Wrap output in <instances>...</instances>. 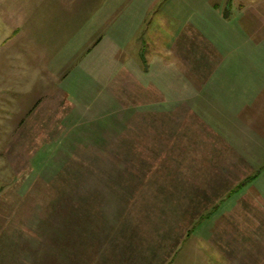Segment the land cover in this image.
<instances>
[{
	"label": "rangeland",
	"instance_id": "1",
	"mask_svg": "<svg viewBox=\"0 0 264 264\" xmlns=\"http://www.w3.org/2000/svg\"><path fill=\"white\" fill-rule=\"evenodd\" d=\"M227 2L0 0V264H264V0Z\"/></svg>",
	"mask_w": 264,
	"mask_h": 264
},
{
	"label": "crops",
	"instance_id": "2",
	"mask_svg": "<svg viewBox=\"0 0 264 264\" xmlns=\"http://www.w3.org/2000/svg\"><path fill=\"white\" fill-rule=\"evenodd\" d=\"M120 1H122V3L126 6V8L134 7L133 10H131V11L127 10L125 12L120 13V15L125 16L124 14H128V13L130 15H127V17H130L132 15H134V16L136 15L137 18L134 19L133 21H137V22H141V21L146 22L148 20V17H150L152 14V7L158 5V0H120ZM225 1H228L227 4L230 5V4H232L233 0H225ZM126 8H125V10H126ZM149 19H150V21H152L153 18L150 17ZM125 20L126 21H132V20H129L126 18H125ZM17 33H18V29L13 31L12 36L16 35ZM21 47H24V46H21ZM236 48H238V47H236ZM22 51H24L23 48H22ZM25 51L28 53L30 50L26 49ZM39 52H41V51L39 50ZM234 52H236V50ZM255 52H257V51H255ZM237 53H239V52H237ZM250 64L251 63H249V62H245V64L242 66V68L247 69V68H249ZM253 68H254V66H253ZM262 120H264V115H263Z\"/></svg>",
	"mask_w": 264,
	"mask_h": 264
}]
</instances>
